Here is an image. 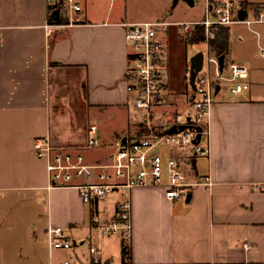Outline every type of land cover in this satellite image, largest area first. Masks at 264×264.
Instances as JSON below:
<instances>
[{
  "label": "crops",
  "instance_id": "1",
  "mask_svg": "<svg viewBox=\"0 0 264 264\" xmlns=\"http://www.w3.org/2000/svg\"><path fill=\"white\" fill-rule=\"evenodd\" d=\"M78 1L81 9L73 15L79 21L49 30L46 0H0V198L16 194L10 210L20 204L31 208L25 223L28 248L19 246L14 259L0 250V264H57L60 251L67 249L43 244L48 227L55 225L73 238L77 247L70 249L80 264H264L262 65L249 67L248 87L242 92L231 97L220 86L216 93L208 116L209 153L193 160L196 177L208 175L209 185L197 184L175 199H168L162 186L132 189V239L125 253L119 237L101 236L94 223V217L111 215L116 194L92 207L75 188L48 187L45 161L32 149L34 137L84 148L94 120L102 145L90 161H106L115 141L131 137L128 132L139 126L126 88L123 23L199 20L205 7V0H167L166 12L158 16L134 8V0ZM247 1L248 17L264 10V0ZM163 38L168 46V109H184L190 57L201 51L190 49L201 41L186 44L173 23ZM231 58L228 40L226 60ZM17 215L2 216L1 224ZM10 228L5 230L10 236L20 234ZM76 239L97 244L99 253L93 257L78 251ZM24 250L28 252L22 255Z\"/></svg>",
  "mask_w": 264,
  "mask_h": 264
},
{
  "label": "built area",
  "instance_id": "2",
  "mask_svg": "<svg viewBox=\"0 0 264 264\" xmlns=\"http://www.w3.org/2000/svg\"><path fill=\"white\" fill-rule=\"evenodd\" d=\"M58 1L67 11L68 23L78 22L79 18L73 14L81 9L79 1L46 0V3L51 5ZM249 8L247 0H205L204 14L199 20L123 23L128 49L125 76L126 88L131 95L129 104L141 118L138 128L131 137H126L125 143L122 139L115 141L110 159L91 162L85 157L83 149L102 145L99 125L94 120L87 127L84 148L58 146L47 137H34L32 149L45 161L48 187L75 188L81 200L92 207L109 194H116L111 215L105 219L94 217L95 228L101 236H117L123 247H129L133 228L131 191L135 187L162 186L165 196L175 199L188 194L197 184H210L208 175L196 177L193 160L209 153L208 116L216 101L215 86L226 83L231 97L242 92L248 87L249 66L229 59L220 69L218 56L209 41L218 26L264 22L263 9L248 17ZM172 23L179 27L184 38L185 33L202 27L201 41L205 43V52L194 87L189 81V68L190 94L186 107L170 111L168 46L163 35ZM56 25L58 23H46L49 30ZM172 125H176V131L170 133L168 130ZM159 149L167 151L165 159ZM47 231L53 248L70 249L74 245L61 226H49ZM243 247L248 248V243L244 242ZM89 253L95 257L99 246L91 243ZM59 264H80V260L65 259ZM242 264L254 263L244 261Z\"/></svg>",
  "mask_w": 264,
  "mask_h": 264
},
{
  "label": "rangeland",
  "instance_id": "3",
  "mask_svg": "<svg viewBox=\"0 0 264 264\" xmlns=\"http://www.w3.org/2000/svg\"><path fill=\"white\" fill-rule=\"evenodd\" d=\"M135 5L134 8H137L142 11H155L158 16H162L161 14L166 12L168 1L167 0H134ZM157 18V17H155ZM162 18V17H161ZM230 27V39L229 43L231 46V60L237 61V62H245L250 67L252 66H264V56L262 54V50H264V22H257L253 23L251 25L245 24V23H232L229 25ZM191 45H188L190 47ZM190 49V48H189ZM196 49L201 50L205 52V43L200 42L196 44L191 51H195ZM263 56V57H261ZM245 59V61L243 60ZM248 62V63H247ZM224 74H226V70L223 71ZM264 80V77L262 81ZM222 90L226 89L227 85L224 82H221ZM221 90V91H222ZM229 92V91H228ZM140 119V116H139ZM179 120H182L180 118ZM138 127H132L131 130L128 132L129 136H132L134 132L136 131ZM160 153L162 154L163 158L165 159L167 157V151L165 149H159ZM85 153V152H84ZM101 153L100 148H93V149H87L86 150V158L90 161V158H96L97 154ZM164 167L166 168V165L164 163ZM9 197V196H8ZM18 199V196H10L9 200H1L0 198V220L2 216L9 215L10 216H16L19 218H11L10 221H6L4 225L1 224L0 221V250H2L4 256L9 257L10 259H14L16 256L17 248L20 246L23 249L28 248V239L29 236L27 235L28 228L26 227L25 223L28 222V217L31 212L30 205L24 207V205L20 204L17 208H14L13 210H10L9 205ZM36 206H32V212ZM40 207L38 206V209ZM43 210V209H42ZM34 215H32L33 217ZM11 225L12 230H20V234L17 236H10L7 231V227ZM10 228V229H11ZM40 237V236H39ZM43 238V237H40ZM73 239V238H72ZM78 240V239H76ZM44 238L41 240V243H43ZM80 240H78V251L81 250L85 255L89 254V246L88 241H85L83 244H79ZM45 245L50 246V241L47 233V240L44 241ZM77 246H72V248H75ZM123 247V245H122ZM28 250L22 251V255L27 253ZM33 253V252H32ZM1 254V252H0ZM64 259H70L77 261V256L73 254V251L71 249L67 250H61L60 254L57 256V264L62 262Z\"/></svg>",
  "mask_w": 264,
  "mask_h": 264
},
{
  "label": "trees",
  "instance_id": "4",
  "mask_svg": "<svg viewBox=\"0 0 264 264\" xmlns=\"http://www.w3.org/2000/svg\"><path fill=\"white\" fill-rule=\"evenodd\" d=\"M258 10V9H257ZM47 20L51 23H68L67 11L63 6L61 1L56 2L47 6ZM203 38V28L197 27L191 32L185 33L186 44H195L200 42ZM228 40H229V26H218L215 31V36L210 39L209 45L212 51L219 57H224V63L227 59L228 53ZM128 248L122 247L123 253L127 251Z\"/></svg>",
  "mask_w": 264,
  "mask_h": 264
},
{
  "label": "water",
  "instance_id": "5",
  "mask_svg": "<svg viewBox=\"0 0 264 264\" xmlns=\"http://www.w3.org/2000/svg\"><path fill=\"white\" fill-rule=\"evenodd\" d=\"M203 57H204V54L202 51H198L190 57L189 81H190V84L192 85V87H194V79H195L196 73L198 71H200L202 68ZM218 61H219L220 69H222L223 65H224V57L219 56ZM219 89H220V85L217 83L215 86V93H217L219 91ZM182 128H183V126L180 127V129H182ZM174 131H176V125H172L168 130V132H170V133H172ZM125 141H126V137H123L122 142L125 143Z\"/></svg>",
  "mask_w": 264,
  "mask_h": 264
}]
</instances>
